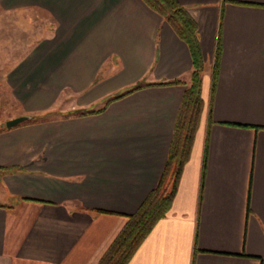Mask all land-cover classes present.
<instances>
[{"label":"crops","instance_id":"0c3cea01","mask_svg":"<svg viewBox=\"0 0 264 264\" xmlns=\"http://www.w3.org/2000/svg\"><path fill=\"white\" fill-rule=\"evenodd\" d=\"M177 1L203 108L171 206L126 264H264V0ZM21 22L22 46L0 41V264H98L158 183L191 54L143 0H0V33Z\"/></svg>","mask_w":264,"mask_h":264},{"label":"trees","instance_id":"16d2710c","mask_svg":"<svg viewBox=\"0 0 264 264\" xmlns=\"http://www.w3.org/2000/svg\"><path fill=\"white\" fill-rule=\"evenodd\" d=\"M143 1L157 11L172 27L174 32L187 44L192 58L190 82L181 97L167 159L158 183L147 194L137 210L127 216L124 226L101 256L98 264H126L155 221L168 211L175 195L183 166L189 158L203 108L201 73L204 63L194 19L177 0ZM169 82L176 83L180 81L173 80ZM208 121H210L209 110Z\"/></svg>","mask_w":264,"mask_h":264},{"label":"rangeland","instance_id":"374dc122","mask_svg":"<svg viewBox=\"0 0 264 264\" xmlns=\"http://www.w3.org/2000/svg\"><path fill=\"white\" fill-rule=\"evenodd\" d=\"M26 22H27V20H26ZM22 27H23L22 22L20 25L11 24V26L9 27V32H6V33L1 32L0 33V41L3 42L2 44H4V42H7V44L9 46H11L15 42V46H17V47L20 45L22 46L23 38H22V35L20 36V34L22 32L21 33L19 32L20 30L23 29ZM26 28H27V25H26ZM44 29H45V26H44L43 18H41L40 16H37V15H33L31 18V39H32V41H34L37 37H39L43 33ZM26 36H27V33H26ZM7 98L8 97H0V113H1V115L3 114V111L10 109V106L8 107V105H7V101H8Z\"/></svg>","mask_w":264,"mask_h":264},{"label":"water","instance_id":"95a60500","mask_svg":"<svg viewBox=\"0 0 264 264\" xmlns=\"http://www.w3.org/2000/svg\"><path fill=\"white\" fill-rule=\"evenodd\" d=\"M28 117L29 116L25 115V114L18 115L15 117H11L5 121V126L9 128V127L14 126V125L20 123L21 121L27 119Z\"/></svg>","mask_w":264,"mask_h":264}]
</instances>
